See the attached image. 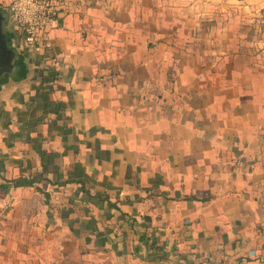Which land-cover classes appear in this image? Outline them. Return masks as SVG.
Segmentation results:
<instances>
[{
  "label": "crops",
  "instance_id": "0c3cea01",
  "mask_svg": "<svg viewBox=\"0 0 264 264\" xmlns=\"http://www.w3.org/2000/svg\"><path fill=\"white\" fill-rule=\"evenodd\" d=\"M233 1L65 0L59 64L20 47L0 264H264V0Z\"/></svg>",
  "mask_w": 264,
  "mask_h": 264
},
{
  "label": "built area",
  "instance_id": "2783aa9c",
  "mask_svg": "<svg viewBox=\"0 0 264 264\" xmlns=\"http://www.w3.org/2000/svg\"><path fill=\"white\" fill-rule=\"evenodd\" d=\"M65 0H11L9 11L19 46L31 51L40 61L59 64L53 56L50 28L60 15ZM251 251L250 254H254Z\"/></svg>",
  "mask_w": 264,
  "mask_h": 264
},
{
  "label": "water",
  "instance_id": "95a60500",
  "mask_svg": "<svg viewBox=\"0 0 264 264\" xmlns=\"http://www.w3.org/2000/svg\"><path fill=\"white\" fill-rule=\"evenodd\" d=\"M12 15L0 6V81L14 76L20 69L23 54L11 27Z\"/></svg>",
  "mask_w": 264,
  "mask_h": 264
},
{
  "label": "trees",
  "instance_id": "16d2710c",
  "mask_svg": "<svg viewBox=\"0 0 264 264\" xmlns=\"http://www.w3.org/2000/svg\"><path fill=\"white\" fill-rule=\"evenodd\" d=\"M37 181L29 177H18L10 181L9 185H3L4 190H9L11 187H21V186H34Z\"/></svg>",
  "mask_w": 264,
  "mask_h": 264
},
{
  "label": "rangeland",
  "instance_id": "374dc122",
  "mask_svg": "<svg viewBox=\"0 0 264 264\" xmlns=\"http://www.w3.org/2000/svg\"><path fill=\"white\" fill-rule=\"evenodd\" d=\"M11 1V0H10ZM10 1L8 0V1H2V0H0V5L1 6H4V7H6V8H8L9 9V4H8V2L10 3ZM226 2H225V7H226V5L228 4L227 3V0H225ZM6 3V4H5ZM231 4L236 8L237 6H236V0H234L233 2H231ZM231 5V6H232ZM10 12V11H9ZM233 12H236V9H234V11ZM225 13H227V10H225ZM11 27H12V30L14 31L15 29H14V26L12 25V22H11Z\"/></svg>",
  "mask_w": 264,
  "mask_h": 264
}]
</instances>
